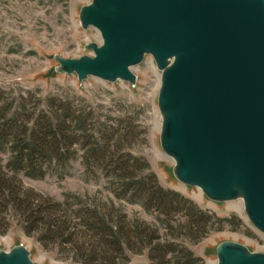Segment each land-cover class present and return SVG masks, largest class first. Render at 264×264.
<instances>
[{"label": "water", "instance_id": "1", "mask_svg": "<svg viewBox=\"0 0 264 264\" xmlns=\"http://www.w3.org/2000/svg\"><path fill=\"white\" fill-rule=\"evenodd\" d=\"M80 25L92 55H55V72L135 87L152 57L160 72V146L173 174L215 203L242 201L264 235V0H92ZM216 264H264V253L222 242ZM19 245L0 264H35Z\"/></svg>", "mask_w": 264, "mask_h": 264}, {"label": "trees", "instance_id": "2", "mask_svg": "<svg viewBox=\"0 0 264 264\" xmlns=\"http://www.w3.org/2000/svg\"><path fill=\"white\" fill-rule=\"evenodd\" d=\"M115 120L102 121L82 98L0 90V233L8 232L11 212L28 236L76 264H130L142 254L150 264H204L179 240L198 244L242 221L161 186L150 163L125 150L134 132ZM76 163L86 181L104 179L114 199L68 192L56 200L19 178L64 179ZM122 202L155 213L159 224L129 217Z\"/></svg>", "mask_w": 264, "mask_h": 264}, {"label": "rangeland", "instance_id": "3", "mask_svg": "<svg viewBox=\"0 0 264 264\" xmlns=\"http://www.w3.org/2000/svg\"><path fill=\"white\" fill-rule=\"evenodd\" d=\"M91 1L0 0V90L14 95L39 91L42 96L84 99L102 121L106 120L112 125L118 119L123 121V127L129 126V130L134 132V140L125 150L145 158L161 186L181 193L203 210L219 217L239 218L242 221L240 226L225 225L223 230L213 231L198 244L186 239L179 240L203 259L204 264L217 263L216 248L226 241L243 244L253 252L264 253V235L249 222L242 201L212 202L200 189L186 186L174 177V161L160 146L162 119L156 83L159 82L160 86L161 76L152 57L148 56L142 65L134 69L138 76L135 87L94 77L80 83L75 76L55 72V55L66 58L92 55L85 45L101 43L99 32L95 28L84 30L79 21L81 8ZM82 171L81 165L76 163L72 175L64 179L47 176L42 180H34L23 174L19 178L26 188L56 200H63L64 194L68 192L113 198L106 189L104 179L86 181ZM123 205L129 217L137 216L152 225L159 224L155 213H148L139 205ZM6 217L10 221V228L7 233H0V250L10 251L23 245L30 250L35 264H76L63 258L57 247L44 248L35 237L28 236L13 213L9 212ZM130 264L150 263L147 255L142 254L133 256Z\"/></svg>", "mask_w": 264, "mask_h": 264}, {"label": "bare ground", "instance_id": "4", "mask_svg": "<svg viewBox=\"0 0 264 264\" xmlns=\"http://www.w3.org/2000/svg\"><path fill=\"white\" fill-rule=\"evenodd\" d=\"M156 86L159 87V82H158V84L156 83ZM157 87H156V88H157ZM28 243H29V242H28Z\"/></svg>", "mask_w": 264, "mask_h": 264}]
</instances>
